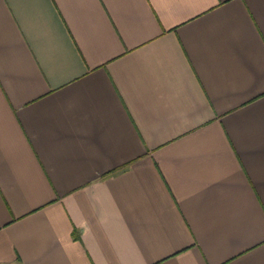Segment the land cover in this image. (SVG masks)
<instances>
[{"label": "crops", "instance_id": "crops-1", "mask_svg": "<svg viewBox=\"0 0 264 264\" xmlns=\"http://www.w3.org/2000/svg\"><path fill=\"white\" fill-rule=\"evenodd\" d=\"M0 264H264V0H0Z\"/></svg>", "mask_w": 264, "mask_h": 264}]
</instances>
